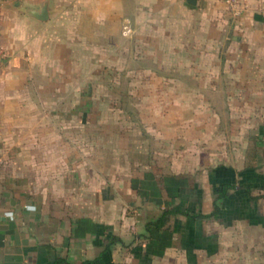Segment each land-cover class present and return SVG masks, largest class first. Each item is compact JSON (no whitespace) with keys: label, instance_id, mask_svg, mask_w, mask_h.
<instances>
[{"label":"crops","instance_id":"1","mask_svg":"<svg viewBox=\"0 0 264 264\" xmlns=\"http://www.w3.org/2000/svg\"><path fill=\"white\" fill-rule=\"evenodd\" d=\"M246 5L2 7L0 264H264V105L247 89L264 0Z\"/></svg>","mask_w":264,"mask_h":264},{"label":"built area","instance_id":"2","mask_svg":"<svg viewBox=\"0 0 264 264\" xmlns=\"http://www.w3.org/2000/svg\"><path fill=\"white\" fill-rule=\"evenodd\" d=\"M11 1L13 0H0V12L2 10V7ZM218 1L227 8L228 12L232 17L240 16L247 9V5H246L247 0H218ZM122 33L126 37L131 35L132 29L128 24V22H125L123 24ZM6 57H7L6 49L4 48L0 40V67L5 61Z\"/></svg>","mask_w":264,"mask_h":264},{"label":"rangeland","instance_id":"3","mask_svg":"<svg viewBox=\"0 0 264 264\" xmlns=\"http://www.w3.org/2000/svg\"><path fill=\"white\" fill-rule=\"evenodd\" d=\"M247 89H248V91H250L251 95H254L253 93L255 91L261 92L262 98L261 97L259 98V96H257L256 104L264 105V77H263V79H261V81H260V83L258 85L257 84L256 85L252 84V85L248 86Z\"/></svg>","mask_w":264,"mask_h":264},{"label":"water","instance_id":"4","mask_svg":"<svg viewBox=\"0 0 264 264\" xmlns=\"http://www.w3.org/2000/svg\"><path fill=\"white\" fill-rule=\"evenodd\" d=\"M188 1L191 3L195 2V0H188ZM31 15L39 21H46L48 18V11L46 4L43 3L40 9L31 12Z\"/></svg>","mask_w":264,"mask_h":264},{"label":"trees","instance_id":"5","mask_svg":"<svg viewBox=\"0 0 264 264\" xmlns=\"http://www.w3.org/2000/svg\"><path fill=\"white\" fill-rule=\"evenodd\" d=\"M164 216L165 214L163 213L158 219H156L155 221L153 222H150L147 227L148 228H151V227H155V228H159L160 226H162L164 224Z\"/></svg>","mask_w":264,"mask_h":264}]
</instances>
